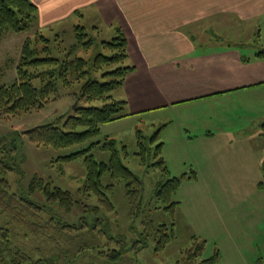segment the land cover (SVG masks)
Segmentation results:
<instances>
[{
  "label": "rangeland",
  "instance_id": "1",
  "mask_svg": "<svg viewBox=\"0 0 264 264\" xmlns=\"http://www.w3.org/2000/svg\"><path fill=\"white\" fill-rule=\"evenodd\" d=\"M36 25L26 32L6 33L3 36L0 41V85L16 81V64L20 59L22 44L26 38L33 37L36 31L51 41L60 35L65 46L75 42L73 29L68 26L40 30ZM76 25L85 27L96 43L111 41L114 37L113 31L104 28L95 31L93 22L88 21V18L76 22ZM229 39L241 45L250 44L257 52L263 48L258 34L249 30L235 37H227L226 40ZM54 45L57 44L54 42ZM99 49L95 45L87 57L98 53ZM80 88V84L70 90L60 87L41 110L22 112L12 117L0 116V157L5 158L13 167L5 176L13 193L24 195L40 205L47 204L41 192L28 193L31 181L37 176L71 192L76 201L97 205L95 198H84L81 193L86 179L83 158L71 162L62 159L86 148L89 143L58 150L38 146L30 142L25 134L29 129L74 115L73 105L76 101L73 94L78 93ZM119 93V90L112 93L114 99H120ZM179 115L178 119L174 118L173 124L163 130L160 138L150 145L152 151L148 160L151 164L158 159L152 156L154 148L164 143L162 156L172 176L187 175L173 197V200L180 203L174 221L164 211L155 210L157 204L153 200L154 190L156 184L165 178L159 169L143 166L137 155V131H142L149 138L160 126V121L150 115L144 116L141 121L137 118H124L105 124L101 135L94 140L104 141L106 136L115 140L122 163L142 178L143 213L136 220L130 218L125 181L119 180L115 182V189L110 195L115 212H100L91 218H102L108 234L113 237L125 236V245L129 246L136 240H143L140 234L145 223L152 222L156 226L174 223L175 238L163 253H154L155 243L149 238L146 247L140 252H126L122 264H125V259L127 264H175L193 247V236H197L199 243L204 244L199 260L218 252L220 259L217 264H264V107L250 111L228 110L223 120L201 116L189 118L186 111ZM164 117L162 120L165 122L173 119L169 114ZM202 126L214 129L223 127L231 133L218 136L210 145L206 139L201 138ZM92 153L98 161L106 162L110 157L108 152L100 149ZM193 173H196V177L189 179ZM111 181L109 174L103 177L104 184ZM83 214V205H77L70 214L61 211L60 219L63 222L77 220ZM4 219L0 213V226ZM104 242H108L106 237L99 240L100 244ZM17 243L27 252H33L34 258L42 257L38 250H33L35 247L45 250L50 246L34 237L19 239ZM71 247L68 245L66 248L70 250ZM47 254L50 255V252ZM93 258L97 264H104L103 260L100 262L97 257Z\"/></svg>",
  "mask_w": 264,
  "mask_h": 264
},
{
  "label": "trees",
  "instance_id": "2",
  "mask_svg": "<svg viewBox=\"0 0 264 264\" xmlns=\"http://www.w3.org/2000/svg\"><path fill=\"white\" fill-rule=\"evenodd\" d=\"M37 13L38 7L31 0H0V41L6 33H22L31 29L37 21ZM73 32L75 42L69 46L63 44L60 35L51 41L40 31L26 38L16 64V81L0 85V116L12 117L22 112L41 110L60 87L70 90L80 84V91L73 94L78 102L74 115L29 129L25 134L30 142L38 146L58 150L89 143L86 148L62 159L71 162L83 158L86 179L81 193L84 198H95L97 205L76 201L71 192L37 176L31 181L28 193L41 192L47 204L40 205L24 195L15 194L5 177L13 167L0 157V213L6 218L0 226V264H97L93 256L100 262L103 260L104 264H122L126 252H140L149 238L155 243L156 255L163 253L175 238L174 223L156 226L149 222L144 224L145 228L140 234L143 240H136L129 246L125 245V236L113 237L108 234L102 218H91L100 212H115L110 195L115 189V182L119 180L125 181L130 218L136 220L144 211L143 180L122 163L116 141L108 136L104 141H94L101 135L103 125L130 116L126 112L127 101L114 99L112 93L123 88L126 76L134 70V66L127 64V39L120 28H116L111 41L99 43L81 25L74 26ZM95 45L101 49L87 57ZM256 56L264 59V48ZM159 132L147 138L142 131H137V155L143 166L159 169L165 178L156 184L154 190L155 210L164 211L174 221L180 203L173 197L187 175H171L162 156L163 143L155 146L152 156L158 159L149 164L150 145L158 140ZM122 148L126 151L125 146ZM12 149L15 150L14 145ZM95 149L108 152L109 160L98 161L92 153ZM106 174L112 180L109 184L103 183ZM193 177H196V173L188 178ZM77 205H83L84 214L77 220L61 221L60 212L70 214ZM30 237L50 245L45 250L39 247L33 249L38 250L42 257L34 258L33 252H27L18 245L19 239ZM103 237L108 242L100 244L99 240ZM192 239L193 247L175 264L219 262L218 252L199 260L204 244L199 243L197 236ZM68 245L72 249H67Z\"/></svg>",
  "mask_w": 264,
  "mask_h": 264
},
{
  "label": "crops",
  "instance_id": "3",
  "mask_svg": "<svg viewBox=\"0 0 264 264\" xmlns=\"http://www.w3.org/2000/svg\"><path fill=\"white\" fill-rule=\"evenodd\" d=\"M31 1L40 30L73 29L87 18L95 31L104 28L115 37L121 29L134 70L119 100L127 101L126 118L150 115L160 121L158 139L180 112L223 120L228 110L264 107V59L250 44L226 40L249 30L264 48V0ZM168 114L171 122L163 121ZM220 128L202 126L201 138L212 145L231 133Z\"/></svg>",
  "mask_w": 264,
  "mask_h": 264
},
{
  "label": "water",
  "instance_id": "4",
  "mask_svg": "<svg viewBox=\"0 0 264 264\" xmlns=\"http://www.w3.org/2000/svg\"><path fill=\"white\" fill-rule=\"evenodd\" d=\"M78 102H75V104L73 105V110L75 111L76 107H77Z\"/></svg>",
  "mask_w": 264,
  "mask_h": 264
}]
</instances>
